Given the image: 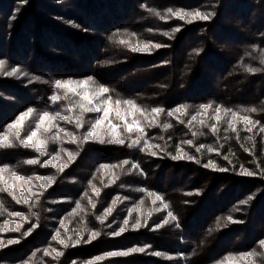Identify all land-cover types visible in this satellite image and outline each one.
<instances>
[{
    "label": "trees",
    "instance_id": "16d2710c",
    "mask_svg": "<svg viewBox=\"0 0 264 264\" xmlns=\"http://www.w3.org/2000/svg\"><path fill=\"white\" fill-rule=\"evenodd\" d=\"M128 2L130 6L123 8L128 13L123 14L126 24L116 22L114 30L107 29L102 53L92 56L98 67L89 64L81 74L72 59L68 62L73 70L68 71V81L74 82L73 87H77L75 82L89 81L87 86L77 88L89 94L108 88L100 99L110 97L114 109L116 100L132 101L148 117L135 114L143 133L126 132L113 113L110 118L121 124L118 131L124 144L82 141L98 115L81 113L79 108L69 111L77 96L50 103L52 90L46 84L50 79L37 68L43 65L39 58L15 66L19 70L14 74L16 79L33 93L15 92L22 107L2 102L16 96L0 92V135L9 133L14 143L13 147H0V167L31 178L30 184L14 178L9 181L18 186L15 195L20 203L0 191V242L5 245L0 247V264H104L108 260L109 264H249L241 255L261 251L264 226L256 220L259 214L264 219V64L260 63L264 56V0ZM169 9L173 13L214 15L208 20H192L191 16L181 20ZM29 11L32 9L27 6ZM11 15L9 12L7 18ZM10 25L7 22V27ZM118 29L122 34L115 37L113 31ZM83 36L79 34L77 43L89 41ZM157 44L164 48L155 47ZM144 45H148L146 52L132 50ZM9 51L7 57L12 59L14 52ZM245 65L261 71H246ZM0 69L4 70L0 91L7 90V78L13 75L6 74L11 71L6 66ZM206 104L211 105L207 110L201 107ZM182 105L188 106L184 114L174 111ZM29 108L34 110L32 122L45 111L72 118V123L54 121L64 132L53 128L38 136L60 137L48 139L46 155L20 145L14 139V130L8 128ZM154 108L164 111L156 116L151 111ZM216 108L221 109L219 121ZM120 110L121 115H127L131 109L121 103ZM232 113L237 114L235 118ZM194 115L197 119L192 121ZM241 116L251 119L255 126L245 124ZM78 117L85 122L83 127L77 128ZM128 119L131 122L132 117ZM229 122L236 125V131L231 130ZM30 129L31 123L26 121L21 138ZM68 134L77 136V143H71ZM141 136L138 145L128 146ZM109 138L105 136L106 141ZM69 152L74 160L69 159ZM57 154L55 166L44 165ZM179 155L183 158H173ZM30 159L39 163H26ZM64 164L67 167L61 171ZM245 170L252 175L242 174ZM36 177H51L53 182L44 188L48 182ZM21 185L25 188L23 196ZM94 189H99V195ZM25 199L28 203L23 202ZM13 212L22 213L23 219L11 215ZM164 220L168 223L157 228ZM17 227L19 231H14ZM121 227L126 231L110 237ZM29 229L30 234L25 235ZM242 231L245 238L233 244ZM58 232L64 244L54 239ZM96 233L99 235L93 238ZM9 240L19 242L8 244ZM174 245L177 249L172 248ZM131 248L163 252L171 258L166 262L148 257L144 251L116 260L96 259L110 251ZM178 255H184V259ZM255 264H264V256L255 257Z\"/></svg>",
    "mask_w": 264,
    "mask_h": 264
},
{
    "label": "rangeland",
    "instance_id": "374dc122",
    "mask_svg": "<svg viewBox=\"0 0 264 264\" xmlns=\"http://www.w3.org/2000/svg\"><path fill=\"white\" fill-rule=\"evenodd\" d=\"M128 1L130 0H0V60L4 61V66L10 70L22 62L31 64V62H35L36 58L42 60L43 65L37 68L41 74L49 77L50 83H46L52 90L51 95H49V102L56 103L58 101L53 102L51 97L53 95L63 97L65 90L57 89L55 82L57 80L68 81V71H73L68 67V62L75 59L81 74L82 68H86L89 64L91 67L94 66L95 57L92 58V56H98L102 53L103 42L107 39V29L111 27L114 30L116 22L121 25L126 24L123 14L128 15L125 11L130 6ZM27 6L32 9L31 12L29 11L30 13L26 12ZM9 12H12V15L7 18ZM7 22L11 23L9 27H7ZM4 23H6L5 26ZM113 32H116L115 37H119L117 33L122 34L120 29ZM79 34L84 35L82 39L89 38V41L77 43L81 40ZM159 48H164V46L161 45ZM9 49L14 52L11 54L12 59L7 57V53L10 54ZM48 61L50 63H46ZM58 67L60 68L58 69ZM94 67L98 66L95 65ZM3 73L4 70L0 69V77L4 76ZM7 79L9 84L6 87L9 89L0 91H4V95L15 94L21 90L32 96L30 87L26 86L23 81L16 79L15 75L10 78L8 76ZM15 96L11 100L2 99V102L6 104L11 102L18 105L19 108L22 107L23 102L17 94ZM94 113L98 115L97 117L101 114L100 112ZM170 173L173 174V171L171 170ZM178 174L182 175V172ZM262 217L261 214L257 215L256 222L260 221L264 226ZM110 237L116 236L111 235ZM117 238L121 240V237ZM243 238H245L244 231L233 239V244L243 240ZM122 242H124L123 239ZM176 246L174 245L172 248L177 249L178 246ZM107 253L101 257L103 259L115 258V260L116 257L120 258V256L110 257ZM153 253H157V251H145V254L151 258H162L166 262L168 258H171L167 253L158 252L161 255H154ZM179 256L182 260L184 259V255L177 257ZM108 262L111 261H105L104 264H109ZM115 263L119 262L116 261Z\"/></svg>",
    "mask_w": 264,
    "mask_h": 264
},
{
    "label": "snow or ice",
    "instance_id": "6c2138e0",
    "mask_svg": "<svg viewBox=\"0 0 264 264\" xmlns=\"http://www.w3.org/2000/svg\"><path fill=\"white\" fill-rule=\"evenodd\" d=\"M169 12L172 13L173 15H175L176 17H178L179 19L183 20L185 18V16H191L192 20L199 18L202 20H208L210 18L211 15H214V13L211 14H203L199 11L193 12V13H181V12H172L171 9H169ZM192 20H189L188 22L191 23ZM177 31H179V29H176ZM122 43H127L126 41H122ZM161 45H155V47H160ZM133 51H148V45H144L143 47L137 46L132 48ZM197 54H199V50H196ZM260 63L264 64V56H261L260 58ZM5 65V62L0 60V68H3ZM245 70L255 73L258 71H261V69L259 68H253V67H248L247 65H245ZM19 70L16 68H13L11 71L7 72V75H14L16 72H18ZM91 79V78H89ZM74 82L72 81H60L57 80L55 82V87L57 89H63L65 90V94L64 96H60V95H53L51 97V100L53 102L59 101L61 99H68L70 98V96H77L79 97L78 100L74 101L73 104L70 106V108L68 109L69 111H71L73 108H79L81 113H85V112H100L102 113V115L98 118H96V120L90 125L88 131L84 134L82 141H90V140H96L99 143H118V144H124V139L121 138V134L118 131V129L121 127V124H117V123H113L112 119L110 118L112 116L113 113H115L116 119L121 121V123L123 124L124 130L128 133H132V132H139V133H143L144 132V128L140 126V121L138 119L135 118V114L139 113L141 116H144L145 119H147V115L145 114V112L141 109H139L132 101L130 100H126L121 102L120 100H116L115 101V109L112 107V100L110 97L106 98V99H100V97L104 96L105 94L108 93L109 89L106 87H101L98 89V91L96 93H92L89 94L88 92H80L77 90L78 87H82V86H87L89 81H78L75 82V84L77 85V87H73ZM121 103L128 105L130 107V111L127 112V115H121V110H120V105ZM203 109L207 110L209 107H211V105H202L201 106ZM188 108L187 105H182L178 108H176L174 111L184 114L186 109ZM33 109L29 108L25 113H23L20 117H18V119L12 124L9 125L8 128L10 130H14V139L16 141L19 142L20 145H22L23 147H34L35 150L39 153H41V155H46V145L48 143V139H52V140H58L60 139L59 135H55L52 137H48V138H38L42 137L44 133H49L52 131L53 128H58L59 132H64L65 130L63 128H60L58 124H55L54 121H56L57 119L60 120H64L67 121L69 123H72V118L66 115H61L60 112H56L54 114H50L49 112L45 111L43 112V114L39 115L38 118L32 122V116H33ZM152 113H154L156 116H159L160 113H162L164 111V109L161 108H154L151 110ZM230 110H225V112L227 113ZM251 111H255V109H251ZM215 112L217 113V116L215 117L217 119V121L220 120V116L219 113L221 112L220 108H216ZM168 115L171 116L173 115V112H168ZM233 117H236V113H232ZM128 117H132L131 122H129ZM154 119V118H153ZM197 119V117L194 115L192 116L191 120L195 121ZM239 119L241 121H243L245 124H249L252 126H255L254 122L249 119L246 116H241L239 117ZM30 122L31 123V129L30 131L23 137L21 138V132L24 130V125L25 122ZM107 122V123H105ZM77 128L83 127L84 126V121L82 120V117H78L75 121ZM189 123H191V121H189ZM200 123H204V121H200ZM165 127H171V125H165ZM229 127L231 128L232 131H236V125L229 122ZM106 129V131H104ZM249 131H251V128L248 129ZM212 131L215 132L217 131L216 126L213 125L212 126ZM261 131H264V129H261ZM71 136V143H77V136L72 135V134H68ZM193 135H196V133H193ZM105 136L110 137L109 139H107V141L105 140ZM35 139V143H33ZM142 139L141 137H137L135 140L132 141L131 144H129V147H133L135 145H138L140 143V140ZM186 143L191 144L192 141H186ZM14 143H13V139L10 138L9 133H4L3 135H0V147H13ZM147 147H151L150 145H146ZM203 147V146H201ZM153 155H155V153H152ZM69 159L70 160H74L75 156L69 152L68 153ZM173 158H183L182 155H179L177 157H173ZM191 158V157H189ZM59 159V155L57 154L56 156H52L51 159L47 160L44 162V165H53V161H56ZM26 163L28 164H37L39 163L38 160L36 159H30L28 161H26ZM125 164L128 163V161H124ZM55 166V165H53ZM209 166V165H206ZM214 167V165H211ZM64 167H67V164H64L62 166H60V170L62 171ZM102 168H108V165H101ZM134 167H138V165H134ZM221 170H225V169H221ZM5 174L8 175V179H5ZM242 174L244 175H252V173L248 172L247 170H245ZM14 178L15 181H19V182H23L24 184H30L31 178H27L24 176L19 175L17 172L12 171L11 169H9L7 166L4 167H0V183L3 184V188H0V191H6L8 192L10 195H12L13 199H15L17 201V203H20L21 201L16 197L15 195V189L18 187L16 184L14 183H9L10 180H12ZM36 179L41 180V181H47L48 183L43 184L44 188H47L52 182L53 179L51 177H36ZM29 191H31V189H28ZM25 191V188L21 185L19 186V192L20 195L23 196ZM96 195H99V189H94ZM119 199V198H117ZM156 199H161L159 196L156 197ZM24 203H28V200L25 199L23 201ZM241 203H247V201H241ZM93 207H95V205H93ZM108 215H111V209L107 210ZM11 215L13 216H19L23 219V215L20 212H13L11 213ZM169 216H171V213H168ZM173 219H175V217H173ZM229 219L231 220V217H229ZM233 222H238V221H233ZM168 221L164 220L162 221L161 224L156 225L157 228L162 227L163 224H167ZM124 224L127 225L128 221L125 220ZM178 226V225H177ZM35 227V225L33 226ZM4 231H7V229H3ZM14 231H19V228H14ZM126 231L125 227H121L119 229V231L113 232L112 235L114 236H119L121 235L123 232ZM31 229H29V231L27 233H25V235L30 234ZM96 235H99L98 233L94 234V237ZM55 240H57L60 244H64V240L60 239V234L59 232L56 234V236L54 237ZM19 241L17 240H9L7 243L8 244H13V243H18ZM78 243V241H77ZM259 245L261 247V251L260 252H248V253H244L241 255V259L243 260H247L249 262V264H255V257L257 256H264V240H261L259 242ZM5 245L0 242V247H4ZM74 246V245H73ZM65 247H67V245H65ZM145 248H131L128 251H122V252H109L107 253L108 256L112 257V256H126L129 255L130 253H135V252H144ZM58 255L60 253H57ZM154 255H161L160 253H153ZM96 259H102V257H97ZM89 264H91V262H89Z\"/></svg>",
    "mask_w": 264,
    "mask_h": 264
}]
</instances>
